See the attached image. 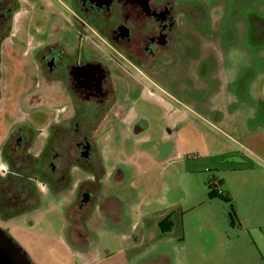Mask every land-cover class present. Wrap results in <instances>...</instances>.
I'll use <instances>...</instances> for the list:
<instances>
[{
  "label": "rangeland",
  "instance_id": "obj_1",
  "mask_svg": "<svg viewBox=\"0 0 264 264\" xmlns=\"http://www.w3.org/2000/svg\"><path fill=\"white\" fill-rule=\"evenodd\" d=\"M29 1L19 7L16 30L3 45L0 147L14 128L39 126L43 132L30 148L35 155L46 145L49 121L57 118L43 108L56 101L42 91L35 63L33 47L44 37L30 30H50L61 16L58 36L74 43L69 32L74 0H43L38 10ZM174 1L192 9V52L179 54L171 83L164 75L157 86L140 76L141 86L132 87L129 119L116 122L100 139L106 173L98 178L108 176L98 190L101 198L82 206L75 185L88 174L78 168L71 190L35 181L36 199L27 198L35 208L0 221L32 264H81L82 251L118 250L105 241L111 221L87 228L90 207H103L106 193L124 199L116 200L120 214L113 212L122 215L124 231L138 227L128 231L131 245L139 238L132 264H264V102L254 90L264 77V0ZM29 90L42 91L41 102L30 105ZM2 149L4 175L9 167ZM209 184L229 201L211 199Z\"/></svg>",
  "mask_w": 264,
  "mask_h": 264
},
{
  "label": "flooded vegetation",
  "instance_id": "obj_2",
  "mask_svg": "<svg viewBox=\"0 0 264 264\" xmlns=\"http://www.w3.org/2000/svg\"><path fill=\"white\" fill-rule=\"evenodd\" d=\"M33 1L34 10L43 6V0ZM21 6L20 0H0V87L3 45L13 34ZM73 18L69 32L73 33L74 43L55 39L61 22L51 31L30 30L44 37L32 47L41 87L58 88V93L46 94L47 100L54 99L56 105L43 107L55 112L57 119L49 121L46 145L35 155L30 149L37 134L33 126L13 129L1 148L9 171L0 173V178L21 177L11 170L20 166L21 172H27L26 178L31 171L36 172V177L29 180L42 179L48 188L58 187L63 192L72 189L74 170L85 169L95 182L85 181L78 186L83 206L98 192V177L106 173L100 139L133 112L132 87L141 86L140 76L157 86L164 75L163 80L171 83L170 74L179 63V54L183 49L192 52L195 34L191 29L192 9L174 0H74ZM39 94L37 90L29 93L30 105L33 100L41 102ZM86 196L90 198L86 200ZM23 198L13 191L3 195L0 212L28 208L30 200ZM0 229L4 230L1 222ZM5 236L11 238L6 231ZM10 242L14 249L0 242V264L3 257L4 264H21L12 257L29 258L14 240Z\"/></svg>",
  "mask_w": 264,
  "mask_h": 264
},
{
  "label": "crops",
  "instance_id": "obj_3",
  "mask_svg": "<svg viewBox=\"0 0 264 264\" xmlns=\"http://www.w3.org/2000/svg\"><path fill=\"white\" fill-rule=\"evenodd\" d=\"M20 1H21L22 5L23 4L25 5L28 3L27 0H20ZM69 11H71V14L74 15V10H69ZM60 19H62V18L56 17L53 19L54 22H53L52 28L55 26V24L60 22ZM15 30H16V27H15ZM58 35L59 34L56 35L55 39L57 38V39L61 40ZM48 89H50V88H48ZM254 90L257 91L255 98L258 97V99H260L261 102H264V77H262L260 80L255 81ZM42 91L45 94H49V93L56 94L59 92L58 88H55L54 90L51 89L48 91L45 89H42ZM42 91H37V92L40 93ZM29 93H30V90H29ZM33 124H35V123H33ZM34 128L36 129V132L38 134H41L43 132L42 131L43 127L40 128L39 126H35ZM106 134L104 136H106ZM39 138H40V136H39ZM0 150H1V147H0ZM103 164H104V162H103ZM107 177L103 178L102 180L99 179V181H97V183L99 185V190L101 189V186H102L103 182H105ZM85 180L86 181L91 180L92 182L95 181L94 177L92 175H89V174L87 176H85ZM85 180H81L80 182H78L75 185V189L81 183L85 182ZM122 181L119 182L118 184H119V186L120 185L122 186V189L126 190V184L122 183ZM99 182H100V184H99ZM47 188H48V186H47ZM48 191L51 192L49 189H48ZM101 195L102 194H99L98 192H96L95 195L91 196V198L88 201L89 202L88 204L89 205H92L94 203L96 204L97 201L99 200V198H101ZM105 198H106V201L104 198H102V201L105 202L106 204L101 202V204L104 208L103 207L96 208L97 206L94 208H92V206L90 207V209H89V220L87 222V228L92 229L99 222H101V220L111 221L110 225H113L112 228L109 226V223L108 224L105 223L106 224L105 227L108 229L107 234H104L105 241H106L107 245H110V246H114L113 244H115V246L118 247V250H116V249L110 250V248H107L105 250V254H103V255L99 254L98 252L93 253V252H89V251H82V253L79 254L80 257H77V258L80 260L81 264H132L130 261L134 257H130V253H131V250H135V249L139 248L138 247L139 238L137 237L136 238L137 242H135L134 245H133V243L131 245L129 242L130 235L128 234V231H129V233L130 232L133 233V229L136 228L137 226L135 224V225L129 227L128 231L125 232L123 229L124 228V220H123L122 215L119 216L118 218L114 217V213H113L114 211H116L118 214H120L119 211H117L120 209L115 207L116 206V200H117V203H119V202L121 203L122 201H124L123 197H121L119 193H114L113 195L106 193ZM137 229H138V227L136 228V230ZM79 236H80L79 237L80 239L84 238L81 234H79ZM83 248H84V246L81 247V249H83ZM135 257H141V256H139V254H138Z\"/></svg>",
  "mask_w": 264,
  "mask_h": 264
},
{
  "label": "trees",
  "instance_id": "obj_4",
  "mask_svg": "<svg viewBox=\"0 0 264 264\" xmlns=\"http://www.w3.org/2000/svg\"><path fill=\"white\" fill-rule=\"evenodd\" d=\"M15 172V171H13ZM18 174L21 175V177H15L12 175H9L5 178H0V197H2L3 195H7L10 193V191L15 192L18 196L19 199H21L23 196L24 198H26V196L31 200L33 198H35L33 195L34 193L32 192L33 189V182L35 181H31L28 178H34L36 175V172L33 171V173H30V175H28V177L26 178V174L27 172L24 170L23 172H21V170L16 172ZM49 181V180H48ZM54 189L59 190L58 187H55ZM209 197L211 199L213 198H221L223 200L229 201V197L224 195V193L217 191L216 186L213 184H209ZM33 193V194H32ZM23 198V199H24ZM36 199V198H35ZM30 207L23 209V210H14V211H10L8 209V212H0V217L3 220H10L13 218H16L17 216L21 215L22 213L28 211L30 208H35V205L32 206L29 205ZM230 217L235 218L236 214H235V210L234 208H232V212L229 215ZM164 226V225H163Z\"/></svg>",
  "mask_w": 264,
  "mask_h": 264
},
{
  "label": "water",
  "instance_id": "obj_5",
  "mask_svg": "<svg viewBox=\"0 0 264 264\" xmlns=\"http://www.w3.org/2000/svg\"><path fill=\"white\" fill-rule=\"evenodd\" d=\"M90 197L89 196H86V200H88ZM11 239L12 238H7L5 236V231L0 229V242L2 243L3 246H6V247H11L14 249V246L11 244ZM13 240V239H12ZM21 248V247H20ZM22 249V248H21ZM12 259L15 261V262H19L21 264H32L30 259L27 258V257H12ZM4 257H3V264H4Z\"/></svg>",
  "mask_w": 264,
  "mask_h": 264
},
{
  "label": "built area",
  "instance_id": "obj_6",
  "mask_svg": "<svg viewBox=\"0 0 264 264\" xmlns=\"http://www.w3.org/2000/svg\"><path fill=\"white\" fill-rule=\"evenodd\" d=\"M222 193V191H220Z\"/></svg>",
  "mask_w": 264,
  "mask_h": 264
}]
</instances>
